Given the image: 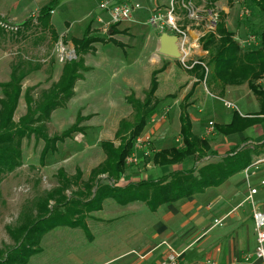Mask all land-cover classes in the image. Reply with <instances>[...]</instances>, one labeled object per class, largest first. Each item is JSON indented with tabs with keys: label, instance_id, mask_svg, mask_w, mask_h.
<instances>
[{
	"label": "rangeland",
	"instance_id": "1",
	"mask_svg": "<svg viewBox=\"0 0 264 264\" xmlns=\"http://www.w3.org/2000/svg\"><path fill=\"white\" fill-rule=\"evenodd\" d=\"M15 1L0 0L2 7L0 9V84L9 82L11 71L16 65L25 73L20 83L21 94L12 117L13 122L18 123L27 113L25 92L28 89L32 90L30 98L33 106L38 100L40 101L41 92L48 90L58 81L64 64L76 59L71 37L80 35L84 21L89 20L86 23L90 25L91 33L95 34L93 29L96 28V32L101 37L107 36L113 24L109 21V15L107 13L104 15L100 11L99 0H63L55 9L54 21L59 23L53 22L52 27L58 37L57 41L53 42L48 31L36 27V13L47 0H38L36 7H31L24 20L14 17L19 12H16ZM193 1L198 7L201 20L197 29H193L201 37L215 29L210 30L206 27L216 15L207 10L205 0H200L199 3ZM138 2L145 5L141 0ZM71 5L79 8L75 6L69 9ZM243 5L245 3L242 0H235L232 4L222 0L215 4L214 10V12L222 11L227 15V28L235 32L240 40L238 44L242 48H244L242 42L259 33L264 23L263 15L246 5L249 14L240 17V9ZM162 6L165 8L166 5ZM100 13L103 14V20L100 19L99 26H95L94 21L89 17L86 19L87 14ZM140 14L134 17L135 20L146 23L145 16ZM179 17L181 25L184 27L191 25V21L183 13H179ZM27 20H32L31 26L24 27L23 24ZM64 20L72 22L79 30L75 31V27ZM136 25L139 27L132 31L125 29V34L114 36L116 41L124 45L129 44L128 48L124 47L126 53L113 44L103 48L100 44H96L98 53L84 57V65L89 68V72L83 74L87 79L78 86L75 98L72 97L63 108H58L51 114L47 125L49 135H61L74 125L80 115L82 118L86 117L79 124L85 131L81 134L73 133L70 138L57 143V152L49 153L43 164L40 163L43 142L36 141L33 136L22 139L21 165L0 179V250H3L4 254L18 244L10 237L9 229L17 230L23 226L27 228L38 218L50 214L53 218L58 212L61 213L60 215L63 214V207L57 206L52 209L55 206L53 200L49 201L48 207L42 206L46 195L55 192L61 186V180L57 176L58 171L71 178V184L64 193L67 198L75 196L89 198L90 191L84 192L81 184L88 180L90 172L105 159L100 143L110 141L118 145L114 134L119 122L130 120L133 116V109L126 99L125 102L121 100L126 82H131L137 89L136 94L132 92L130 94L134 98L138 96L136 99L143 101L144 88L149 85L151 73L162 67L165 68L162 74L157 75L159 83L155 93L159 103L157 112L135 140L134 151L126 159L128 169L116 182V186L129 181L158 179L171 172L191 167L193 158H189L184 166L176 165L168 168L155 166L151 158L155 152L172 146H181L180 106L195 82L187 72L197 62L199 56L206 55L202 54L199 41L189 40L183 44L178 39L179 57L163 55L157 50L158 46L152 44L142 52L143 40H128L126 36L131 37V33L134 32L150 34L159 40L160 48L161 36L163 34L174 36V34L169 31L159 32L148 25V27L142 24ZM73 30L77 33H72ZM156 54L158 57H155ZM164 58H170L171 61ZM123 60L130 64L131 69L118 72L122 70ZM256 84L264 89V73ZM226 91L229 92L228 98L221 95V92L224 94ZM186 103L188 106L185 111L191 121L192 133L205 139L211 150L218 154L217 157L206 156L199 159L196 163L197 168L219 163L225 153L237 145L247 148L257 146L255 150L257 154H251V164L227 179L222 184L224 187L216 191L218 199L209 201L204 206L209 214L207 220L210 221L205 233L206 237L203 239L206 242L203 247L204 255H209L208 258L215 257L214 261L218 264L222 261L224 264H253L252 257H249L253 252L255 240L252 213L256 210L264 214V185H261L264 182V121L260 125L251 126L244 132L231 136L216 134L214 125L228 123L233 110L243 118L253 117L259 111L257 98L248 89L247 84L222 89L199 82ZM77 172L81 175L79 182L76 179ZM99 182L101 185L113 186V181L106 175L100 176ZM251 189H255L256 194L250 195ZM115 206H118L115 200L108 198L103 201L101 209L87 212L83 218L86 231L68 226L52 228L42 236L39 244L40 252L32 256L27 264H123L122 260L129 262L126 264L141 263L149 252L147 253L139 242L134 241L133 247L128 250L121 249L125 246V242H119V238H115L112 244L111 235L116 233L119 225L140 229L146 224L145 226L152 230L155 227L153 216L151 219L148 215L145 216L146 209H142L144 207L120 211ZM47 208L52 209L53 213L52 210L48 212ZM147 210L150 213L157 211L151 212L148 208ZM216 220H219L218 224L215 223ZM49 223H53L52 219ZM193 232L190 233V235L193 233L190 237L192 239L199 233ZM116 240L118 243L115 242ZM195 243L196 241L191 240L180 251H187ZM160 247L165 248L164 251L174 250L177 253L166 241L161 242ZM152 250L150 249V253ZM160 255L162 254L159 253ZM179 264H181L180 260Z\"/></svg>",
	"mask_w": 264,
	"mask_h": 264
},
{
	"label": "trees",
	"instance_id": "2",
	"mask_svg": "<svg viewBox=\"0 0 264 264\" xmlns=\"http://www.w3.org/2000/svg\"><path fill=\"white\" fill-rule=\"evenodd\" d=\"M60 1L49 0L45 6L38 10L35 17L36 27L42 31H48L53 42L57 41L58 37L50 20ZM199 1L196 0L197 3ZM220 1L222 0L205 1L207 10L216 15L215 29L206 32L199 38V44L202 51L206 53V57H198L197 62L187 72L190 77L194 78L195 82L180 106L181 146H172L160 150L153 153L151 158L152 163L160 168L184 166L189 158H193L191 167L171 172L158 179L147 178L116 186V182L128 169L126 159L134 151L135 140L147 122L157 112L159 103L155 98V93L158 88L157 75L165 70L162 67L151 73L143 101L134 98L132 94L126 98V102L133 109V116L130 120L119 122L114 134L118 145H114L110 141L100 143L105 159L90 172L88 180L81 184L84 192L90 191L89 198L86 199V196L67 198L64 193L71 184V178H67L62 171H58L57 176L61 180V186L55 192L46 195L42 201V206L48 207L49 201L53 200L55 206L52 209L57 206L63 207V214L60 215L61 213L58 212V215L55 214L53 218L52 214L38 218L31 225L26 226L27 228L23 226L17 230L9 229L10 237L18 244L6 251L5 254L3 250H0V264H27L32 256L40 252V240L52 228L68 226L86 231L87 227L83 223L84 215L87 212L101 209L105 199H113L119 206L142 203L151 212H155L162 205L188 199L195 194L204 193L209 188H217L251 164V154H257L255 152L257 146L253 145L247 148L237 145L227 151L219 163L207 164L197 168L196 163L199 159L206 156L217 157L218 154L211 150L205 139L192 133L191 121L185 111L188 106L186 102L192 96L194 88L199 82H204L205 85L209 86H218L222 89L247 84L248 89L257 98L258 113L253 117L243 118L236 110H233L228 123L214 125L215 133L223 136L237 135L251 126L262 124L264 121V89L256 84L264 73V23L262 30L255 34L258 41L257 46L242 48L234 39V33L226 28L227 15L222 11L214 12L215 4ZM226 1L232 4L235 0ZM242 1L248 8L262 14L264 18V0ZM31 21L27 20L23 24L24 27L31 26ZM117 25L113 24L110 27V36L99 37L91 33L90 25H88L80 39H71L76 59L64 64L58 81L53 83L48 90L41 92L40 101L38 100L33 106V101L30 98L32 90L28 89L25 92V99L28 104L27 113L19 119L18 123H14L12 117L21 94L20 83L25 73L21 71L20 66L16 65L11 71L9 82L0 84L2 91V99L0 100V179L21 165L22 139L33 136L36 141L43 142L40 155V163L43 164L49 153L57 152V143L70 138L73 133L81 134L85 131L79 124L86 117L82 118L80 115L74 125L61 135H49L47 125L50 122L51 114L56 109L63 108L72 99L75 83L82 80L83 74L88 72L89 68L84 65V57L94 53L93 45L112 43L117 47L124 48L120 42L111 37L120 33L116 30ZM17 33H19L18 29ZM75 174L79 182L81 175L79 172ZM103 175L113 181V186L100 184V176ZM47 209L48 212L52 210ZM50 219L53 223H49Z\"/></svg>",
	"mask_w": 264,
	"mask_h": 264
},
{
	"label": "crops",
	"instance_id": "3",
	"mask_svg": "<svg viewBox=\"0 0 264 264\" xmlns=\"http://www.w3.org/2000/svg\"><path fill=\"white\" fill-rule=\"evenodd\" d=\"M16 1H15V4H17L16 12L17 11H19V12H17V14H15L14 17L15 18L20 17L23 20L26 17V15L28 14L31 7H36V5L38 4V0H16ZM62 1L63 0H61L60 3ZM141 1H143L145 3V5L144 4L142 5L140 2H138V0H135V2H138L141 5V7H142L141 14L143 16H145L144 18L147 17V12L153 10L154 8H158V9L162 10V9H164V7L162 5L167 4L166 3L167 0H141ZM48 2H49V0H47V2L44 3L43 6H45ZM60 3H59V5H60ZM75 6L71 5L69 7V9H72ZM19 7H20V10H19ZM1 8L2 7L0 5V9ZM76 8L78 9L79 6H76ZM55 9L51 15V20H50V23L52 26H54L53 22L56 24L59 23V21L58 22L54 21ZM102 13L105 15V12H102ZM102 13L96 14V15L95 14L94 15L93 14H87L86 19H88V17H89L90 20L94 21L95 26H99L98 25L99 21L103 20L102 19V15H103ZM132 20L125 21L121 24H118L116 26V30L119 31L120 33L117 35H114V36L125 34L124 33L125 29L132 31V30L138 28L139 26L136 24H142V25L148 27L147 25H145V23H140L137 20H135V18H134V21H132ZM86 21L89 22V20H86ZM86 21H84V24L81 27L80 35L73 36V37H71V39H80L82 37L86 27L88 26L87 25L88 22L86 23ZM64 22L68 23L70 26L73 25L72 22H68V20H64ZM90 23H92V22H90ZM227 24H226V28H227ZM76 29L79 30L77 27H75L74 30L77 31ZM74 30L72 31V33H77ZM93 30L95 31L94 32L95 35L101 37L98 34V32H96V28H94ZM233 33H234V39L237 42H240V40L236 36L235 32H233ZM192 34L197 36V33H195V32H193ZM107 36H110V32H108ZM114 36H111L113 40H115ZM126 37L128 40H133V41H137L136 39L143 40L142 41L143 43H141L142 44L141 47L143 49L142 52H144V48H147L148 46L150 47L151 44L157 45L158 49L157 48L156 49L159 50V40H156L150 34H140L138 32H134V33H131V37H129V36H126ZM152 41H154V42H152ZM109 44H112V43L100 44V46H101V48H103ZM122 45L125 48L129 47V44L128 45L122 44ZM93 47H94V53L93 54H97L98 48H97L96 44L93 45ZM118 48H120V47H118ZM125 48H120L123 53L124 52L126 53V51L124 50ZM93 54H91V55H93ZM202 54L206 55V53L203 51H202ZM86 56H90V54H87ZM156 56H157V54L155 55V57ZM199 57L205 58L206 56H199ZM164 59H166L169 62L171 61L170 58H164ZM123 62L124 63L121 64L122 70H118V72H122V71L126 72L127 70L131 69V67L129 66L130 64H128L126 60H123ZM86 79H87V76L83 75V79L79 80L75 83L73 98L76 97V94H77L76 91H77L78 86L83 84ZM148 86H146L144 89L146 90L148 88ZM197 87H196V89H197ZM123 88H124L123 89L124 94L122 93L123 95L121 97V100L123 102H125V99L131 95L130 94L131 92L133 94H136L135 91L137 89L135 88V86L131 82H126L125 86ZM158 88H159V83H158ZM221 95H225L228 98L229 92L226 91L224 94H222V92H221ZM129 182H131V181H129ZM222 187H224V185H221L217 188L206 189L204 191V193L195 194L191 198L183 199V200H180V201L173 203V204L162 205L157 209V211L155 213L148 212L147 207L142 203H133V204H130L127 206H119V205L115 206L120 211H122V209H125V210L126 209H133V208L140 209V208L144 207L142 209H144V210L146 209L145 210L146 211L145 216L148 215L150 217V219H151V216H153L152 221H155V227H153L152 230H149L148 227L145 226L146 224L141 226L140 229L138 227L132 228V227H128V226L123 227V225H119L116 228V233L111 235V237L113 238V240H111L112 244H113V241L115 238H119V242H121V241L125 242V246L124 247L121 246V247H123L121 249L128 250L131 247H133L134 241L139 242L142 245V248L145 251H147V253L149 252V254H147V257L145 258V260L141 261V263H139V264H159L160 261L162 259H164L169 253L167 250L164 251L165 248L160 247V244L163 241L168 242L173 247V249H175L177 251L178 254L174 250H171L178 256L181 264H206L207 260H213L214 261L215 257L208 258L209 255H207V256L204 255L203 247H204V243H206V242L203 241V239L206 237L205 233H207L208 227L210 225V221L207 220L209 214H208V212L204 206H206L209 201L212 202V201H215L216 199H218V195H216L217 194L216 191H219L220 189H222ZM212 198H214V200H212ZM130 206H133V207L129 208ZM171 227H173L174 229H172ZM193 231H195L196 233L199 232L198 233L199 235L197 234L192 239L190 237L194 233ZM191 232H193V233L190 235ZM191 240L196 241V243L192 247H190L187 251H185V252L180 251V249L182 250L185 247V244L190 243ZM115 242H117V240ZM254 248H255V240H254ZM254 248H253V250H254ZM121 249H119V251ZM150 249H153L152 253H150ZM159 253H161L162 255L159 256ZM121 262L123 264L129 263V262H126V260L125 261L122 260ZM216 264H218V263L216 262ZM220 264H224L223 261ZM241 264H244V263H241ZM253 264H256V262H254V260H253Z\"/></svg>",
	"mask_w": 264,
	"mask_h": 264
},
{
	"label": "built area",
	"instance_id": "4",
	"mask_svg": "<svg viewBox=\"0 0 264 264\" xmlns=\"http://www.w3.org/2000/svg\"><path fill=\"white\" fill-rule=\"evenodd\" d=\"M197 8L193 0H168L164 9L154 8L147 12L145 24L159 32L169 31L173 33L183 44L187 43L189 40H194L196 42L199 40L200 36L193 28L197 29L201 23L199 10ZM99 9L101 12H105L109 15V21L112 24L130 21L134 19L138 13L142 12L141 5L135 2V0H99ZM179 13H183L184 16L191 21L190 26L184 27L180 24ZM248 14L249 9L243 5L240 9V17L247 16ZM207 25H209L206 27L207 29L213 30L215 28V19L210 21ZM193 32L197 33L196 37H192L191 34ZM242 43L244 47L257 46V37L250 36ZM210 130H212V127ZM261 185H264V182H262ZM254 194H256V190L251 189L250 195ZM252 219L255 234V248L249 257H252V260H254L256 264H264V214L255 210L252 213ZM215 223L218 224L219 220H216ZM159 264H179V258L173 251H169L168 255L162 259ZM206 264H216V262L207 260Z\"/></svg>",
	"mask_w": 264,
	"mask_h": 264
},
{
	"label": "water",
	"instance_id": "5",
	"mask_svg": "<svg viewBox=\"0 0 264 264\" xmlns=\"http://www.w3.org/2000/svg\"><path fill=\"white\" fill-rule=\"evenodd\" d=\"M159 53L171 57H179L180 52L177 45V37L163 34L160 40Z\"/></svg>",
	"mask_w": 264,
	"mask_h": 264
}]
</instances>
